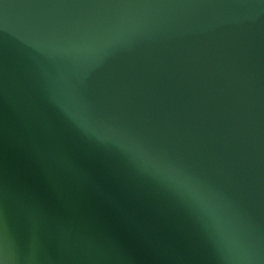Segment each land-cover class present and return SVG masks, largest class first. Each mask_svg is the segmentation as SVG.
<instances>
[{
	"label": "water",
	"instance_id": "95a60500",
	"mask_svg": "<svg viewBox=\"0 0 264 264\" xmlns=\"http://www.w3.org/2000/svg\"><path fill=\"white\" fill-rule=\"evenodd\" d=\"M0 264H264V0H0Z\"/></svg>",
	"mask_w": 264,
	"mask_h": 264
},
{
	"label": "clouds",
	"instance_id": "9594fccd",
	"mask_svg": "<svg viewBox=\"0 0 264 264\" xmlns=\"http://www.w3.org/2000/svg\"><path fill=\"white\" fill-rule=\"evenodd\" d=\"M61 108L69 119L82 131L97 135L98 139H103L85 117L73 112L67 105H62ZM116 144L122 150L131 154L132 160L137 165L139 171L152 176L153 179L176 191L178 194H187L202 206L210 207V202L206 194L201 191L197 182L191 177L184 175L178 168L155 159L145 149L138 146L130 145L125 147L119 143Z\"/></svg>",
	"mask_w": 264,
	"mask_h": 264
}]
</instances>
